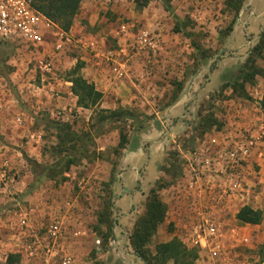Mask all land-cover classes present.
<instances>
[{"label": "rangeland", "instance_id": "obj_1", "mask_svg": "<svg viewBox=\"0 0 264 264\" xmlns=\"http://www.w3.org/2000/svg\"><path fill=\"white\" fill-rule=\"evenodd\" d=\"M86 1L93 0L80 1L71 27L78 22L92 28L88 19H79L81 6ZM94 1L102 4V11L93 27L103 33L106 49H120L115 37L125 25L129 34L124 43L129 47V53L149 58L150 63L142 71L146 77L153 76L159 70L156 65L164 61L157 74L162 79L157 83H162L164 96L154 103L148 99L146 106L118 108L116 114H101L99 108H95L85 122L76 119L70 122V118L60 121L70 125L72 132L83 140L68 145L75 146L73 156L76 161L68 172L71 175H64V179L54 183L57 188L71 181L70 191H65L68 195L60 193L50 198L59 202L57 209L60 212L71 213L64 208L69 203L88 221L77 227L78 230H88L94 237L89 245H85L88 249L85 264H148L135 251L134 235L143 229L140 221L154 214L155 209L148 208L154 196L165 206V212L162 223L149 232L142 248L149 263L161 264L156 258V247L176 239L187 251L196 252L195 264H214L208 253L200 255L198 246L189 241L191 237L196 238L197 224L207 218L204 214L208 192L198 195L192 190L188 193L182 190L184 185L190 186L187 181L190 176L189 180L194 184L202 182L207 175L219 173L201 171L200 177L195 179L189 164L200 169L199 156L203 158L204 154H216L225 149L229 145L226 143L228 133L231 132L233 137L230 142L251 136L249 128H244L245 122L243 126L241 122L240 126L237 125L239 117L235 109L239 103L250 105L257 102L256 106L263 115L259 106L261 99L250 95L253 88L263 91V85H259L257 76L251 83H246V77H243L245 72L257 71V68L264 75V0H168L167 9L162 0H150L141 10L136 9L134 0ZM149 7L152 15L148 16V21L140 20L139 16ZM121 11H124L122 15ZM155 23L163 25L161 34L153 28ZM141 31L158 33L161 46L156 54L138 51L136 41ZM0 50L6 53L3 56L0 52V61H3L0 62V98L3 97L7 105L24 109L34 118L32 127L29 120L27 123L41 136L40 153L43 157L40 163L49 164L56 159L52 152L61 134L49 125V121L55 120L49 119L47 113L35 116L30 110L41 97L34 96L35 87L41 85V71L36 63L39 55L31 48ZM215 57L217 59L213 60ZM57 69L55 67L54 71L58 72ZM13 72L17 73L13 76L14 83L10 80ZM193 78L196 81L192 95L186 98L183 111H178L183 117L164 111L176 102ZM153 106L158 110L157 107L152 109ZM190 137L195 138L193 145ZM142 140H145L144 148H149L146 151L140 147ZM153 141L157 142L156 146ZM141 149L144 150L142 158L134 156L133 152ZM2 163L4 161L0 159V166ZM89 172L90 176H86ZM180 181L186 182L178 187ZM222 183L223 179L215 178L214 189L223 190ZM10 196L8 203L13 201L12 198H18ZM189 196L194 197V202H199L200 206L190 211L189 224L184 225L177 220L176 209L184 208ZM255 196L252 195L250 200L257 207L253 209L262 212L259 225L250 227L233 220V212L238 211L239 206L225 218L229 224L223 225L225 232L222 234L227 235L219 242L230 246V258L235 262L258 264L262 261L258 254L264 245V205ZM241 227L247 229L241 230ZM243 237L248 238V242H243ZM0 264L9 263L0 258ZM10 264L21 263L18 260ZM163 264H172V261Z\"/></svg>", "mask_w": 264, "mask_h": 264}, {"label": "crops", "instance_id": "obj_2", "mask_svg": "<svg viewBox=\"0 0 264 264\" xmlns=\"http://www.w3.org/2000/svg\"><path fill=\"white\" fill-rule=\"evenodd\" d=\"M101 11L102 4H99V1H86L81 6V16L79 19H88L89 27L92 28H88V25L82 26L80 23L75 22L67 32L78 43L70 46L65 52L59 55L56 62L58 72L54 71L49 75H43L41 73V85L40 87H35L34 94V96L41 97H38L39 99L36 101L37 105L31 106L30 108L33 115L37 116L41 112L47 113L49 119L58 122L68 121L69 118L70 122H74L75 119L79 122H85L91 118L94 108L85 109L78 107L77 98L71 90L72 80L69 74L77 65L79 66L78 76L86 83L93 85L95 90L102 94V99L99 104V109L101 110L115 111L118 108L146 106L145 104L148 99H151L154 103L158 102L160 97L164 96L162 93V83H157L158 80H162L157 74L160 72V67L164 65V61L156 65L159 67V70L148 78L142 72L146 65L150 63L148 56L147 58L145 56V58L137 57L136 54L129 53V47H126L124 43L125 37H119L118 32L115 38L120 49H106L107 43L105 37L102 35L103 33L93 27ZM124 11L129 16V12ZM124 11H121L120 14L122 15ZM151 13L150 7L146 8L139 16L140 20L147 22L148 16ZM153 28L160 34L163 31V25L160 23H155V27ZM51 39L54 38L49 39V45L52 46ZM108 55L117 56L118 62H124L126 64L124 78L120 80L116 79L110 69V64L106 60ZM151 64H154V61ZM15 74L17 73L13 72L10 76V80L13 83V76L15 77ZM257 78L259 79V85H263L262 87L264 89V77L257 76ZM195 81L196 78H193L176 102L169 107L167 106L164 111L172 112L175 116L182 118L183 115H178V111H183L182 108L185 102H187L186 98L192 95ZM251 91L250 95L257 100H260L264 94V90L258 92V88H253ZM256 103L246 105L245 102H241L237 105L238 108L236 107L235 109L236 116L239 117V120L236 121L237 125L240 126L241 122L243 126L245 122L246 125L244 128H249V134L260 139L250 158L239 170V189L230 192V194H225L224 189H214L216 188L214 186L215 178H221V181L222 179L224 180V183L221 185L222 188L226 187L229 183L226 173H222L220 170L218 171V168L214 170L219 172L217 175H207L202 182L197 181L193 184L189 180L191 178L190 176L187 180L188 183H192L190 186H183V182L186 181H180L181 184L179 183L178 185V187L183 186L182 191H187V193L191 190L198 195H202L206 191L208 192L209 198H207V202L205 203L206 211L204 216H207L211 222L219 227L220 238L227 235L226 233L224 235L222 234L223 231L225 232L223 225L229 224L225 218L234 207L239 206L242 208L250 204L253 206V202L250 200L252 195H256L255 199L260 200V203L264 205V138L260 137L263 130L261 128H264V117L258 110ZM156 107L153 106L152 109H156ZM156 110H158V107ZM27 113V111L17 105L5 104L4 98H0V159L7 165L9 176L12 179L5 187L0 188V258L6 261L8 255H14L19 257L21 264H26L28 262L27 251L28 247L32 245V241L34 240L33 236L35 234L38 236L43 235L44 227L48 221L54 217H59L63 222L64 232L58 245L52 249L53 251L58 250L59 256L53 259L48 256L44 248H40L38 250V259L31 263L59 264L60 256H70L73 258L72 264H85L83 262L84 256L88 252L85 245H89L90 240H94V237L90 236L88 230H78L77 227L83 226L85 223L87 224L88 221L84 219L81 211L74 206L71 207L69 203L64 208L71 210V213L60 212L57 209L59 202L57 203V200L50 198V196L65 193V191L69 192L73 183L71 181L65 182L56 188L54 182H44L38 190L27 194V186L32 182L33 177L23 157L26 156L38 162H42L43 157L40 153L41 136L39 133L34 132L32 128H29V123L32 127L34 118ZM58 113H60V116H57ZM27 120H29V123H27ZM20 126L21 128H19ZM231 136V132L226 135L228 138L227 144L232 143L230 142L233 138ZM144 142L145 140L140 142L141 148H144ZM152 143L156 146L157 142L153 141ZM144 149L146 151L149 148ZM133 154L134 156L142 158L144 150H136ZM152 163L153 160L151 159L150 164L152 165ZM189 167V170L193 172L191 164H189ZM65 175L70 176L71 174L67 173ZM86 176H90V172ZM10 195H15L18 198H12L13 201L8 203ZM22 195H24L23 198H20ZM65 195L67 196L68 194L65 193ZM187 199L188 201L186 204L184 203V208L178 207L176 209L177 220L184 225L189 224L190 211L196 208V206H200L199 202H194V197L189 196ZM120 201H123V199ZM3 202L7 203L4 204ZM127 202L129 205L132 204L130 199ZM195 203L197 205H194ZM259 207L261 208V206ZM251 208L257 207L253 206ZM238 211L233 212V220L235 221H237L235 215ZM23 219L26 222L25 226L21 224V220ZM244 225L252 226L248 224ZM240 229L245 230L247 228L241 227ZM218 246H220L219 251L223 254L222 256L224 257L222 258L227 261V264H246L244 261L235 262L234 259H231L230 246H226L224 242H218ZM210 250L209 248L201 249L200 246L197 248L200 255L203 253L210 255ZM258 264H264V259L259 261Z\"/></svg>", "mask_w": 264, "mask_h": 264}, {"label": "built area", "instance_id": "obj_3", "mask_svg": "<svg viewBox=\"0 0 264 264\" xmlns=\"http://www.w3.org/2000/svg\"><path fill=\"white\" fill-rule=\"evenodd\" d=\"M120 34L122 37L128 36V27L121 26ZM50 38H54L51 47H49ZM77 43L75 38L60 30L56 24L37 11L32 6L31 0H0V49L8 47H12L16 51L22 48L33 49L39 55L36 63L43 75L52 74L59 55ZM136 44L138 51H144L148 55L156 54L161 46L158 33L149 31H141ZM106 60L110 64V69L116 79L120 80L125 77L126 64L124 62H118L117 56L114 55H108ZM57 116H60V113ZM260 137L264 138V131H262ZM259 140L253 136H243L239 142L230 143L219 153L204 154L203 158L199 156L198 165H200V169H195L192 166L194 176L196 175V178L197 176L200 177L201 171L217 172L214 170L218 168V171L226 173L229 182L223 188L224 193L230 194V192L237 191L239 189V170L250 158ZM7 169L6 164L2 163L0 166V186L3 187L12 181ZM191 184L189 183V185ZM21 221V224L25 226V220ZM63 232L62 220L59 217L50 219L44 227L43 235L38 236L35 234L33 236L32 245L28 247V262L26 264H32V261L38 259L40 248H44L49 257L57 258L59 251H53L52 249L58 245ZM194 232L197 235L196 238L191 237L189 239L191 244L200 246L201 249H211L209 253L214 264H227V261L222 258L223 254L219 251L218 242L221 235L217 225L204 217L197 224ZM242 241L248 242V238L243 237ZM59 258V264L73 263V258L70 256H60Z\"/></svg>", "mask_w": 264, "mask_h": 264}, {"label": "trees", "instance_id": "obj_4", "mask_svg": "<svg viewBox=\"0 0 264 264\" xmlns=\"http://www.w3.org/2000/svg\"><path fill=\"white\" fill-rule=\"evenodd\" d=\"M32 6L43 14L47 19L57 25V27L63 32L67 33L70 30L74 16L76 15L81 0H31ZM164 8H169L168 0H162ZM150 0H134L137 10H141L147 6ZM194 46V45H193ZM9 48V47H8ZM197 50V48L195 47ZM1 52V50H0ZM4 56V54L1 52ZM3 62V61H0ZM214 66L211 67V70ZM79 66L77 65L73 71L69 74L72 82V93L77 98V106L85 109L99 108V104L102 99V94L95 90L94 86L86 83L82 78L78 76ZM263 71L257 68L253 71L245 72L243 78L246 77L245 82L251 83L256 76H263ZM242 88V86H241ZM242 90V89H241ZM260 109L264 115V94L259 102ZM120 110V109H119ZM98 112L103 114H116V111H104L98 109ZM103 120V119H102ZM49 125L55 129L62 136H58V144L53 148V154L56 156L49 164L40 163L34 159L24 156L26 163L28 164L33 180L27 186V194L32 193L35 189L41 186L44 182H54L64 179V175L67 174L72 166L75 164V146L68 147L69 144L75 141H82L83 139L78 137L72 132L70 125L67 123H60L56 121H49ZM191 144H194L195 138H189ZM184 150V149H183ZM154 196L152 202L148 205L149 209L154 208V214L150 217L140 221L143 225V229L139 231L138 235H134L135 238V251L136 253L145 259L148 264L143 251L145 239L149 236V232L155 229L156 225L162 223L164 218L165 206L156 199ZM235 219L241 224H248L252 226L259 225L262 221V212L260 210H254L249 206H244L239 209ZM156 258L159 263L163 264L167 261H172V264H195L197 258L196 252L187 251L182 244L173 239L170 242L159 244L155 250ZM260 260L264 259V245L261 247V251L258 254ZM19 260L18 256L8 255L6 258L7 263H14Z\"/></svg>", "mask_w": 264, "mask_h": 264}, {"label": "water", "instance_id": "obj_5", "mask_svg": "<svg viewBox=\"0 0 264 264\" xmlns=\"http://www.w3.org/2000/svg\"><path fill=\"white\" fill-rule=\"evenodd\" d=\"M217 59V57H215L213 60H216Z\"/></svg>", "mask_w": 264, "mask_h": 264}]
</instances>
